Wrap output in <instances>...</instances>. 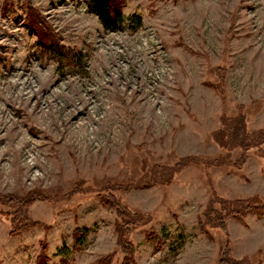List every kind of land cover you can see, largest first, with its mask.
<instances>
[{"label": "rangeland", "instance_id": "rangeland-1", "mask_svg": "<svg viewBox=\"0 0 264 264\" xmlns=\"http://www.w3.org/2000/svg\"><path fill=\"white\" fill-rule=\"evenodd\" d=\"M30 2L79 65L61 66L38 43L26 0H0V193L47 196L30 207L39 224L18 237L0 205V264H35L42 242L47 264H104L113 253L120 264L116 212L98 197L108 193L149 216L130 234L136 264H218L225 250L264 264V212L199 227L222 201L264 200V138L243 152L213 137L238 105L250 134L264 129V0H127L115 30L86 0ZM216 66L223 97L210 85ZM181 160L168 184L147 183ZM130 183L144 184L122 188Z\"/></svg>", "mask_w": 264, "mask_h": 264}, {"label": "trees", "instance_id": "trees-1", "mask_svg": "<svg viewBox=\"0 0 264 264\" xmlns=\"http://www.w3.org/2000/svg\"><path fill=\"white\" fill-rule=\"evenodd\" d=\"M126 3L127 0H86V7L88 11L98 16L100 22L106 29L115 30L121 29L124 26L125 18L123 8ZM26 7L27 13L24 23L29 31L36 35L38 43L44 47H49L57 59V63L61 66L79 65V58L74 50L62 44V35L54 31L40 9L33 5L30 0H26ZM141 26L142 18L134 13L128 20V28L134 32L141 28ZM215 74L217 81L210 85L223 97L226 68L216 66ZM221 122V127L213 133V137L225 149L241 148L244 152L251 146L260 144L261 139L264 138V129L257 134H250L248 132L244 105H238L237 112L233 115H223ZM185 163V161L181 160L170 168H162L160 166L157 170L162 173L155 178L147 177V183H151L152 185L168 184L183 165H186ZM152 171H155V168ZM143 184L130 183L124 185L122 188L129 190L130 188L142 186ZM98 195L99 200L104 205L114 209L116 212L117 248L123 256L120 264H136L135 257L137 249L130 239V234L135 229L144 227L149 222V216L145 213L130 209L115 193ZM46 197L44 191L38 188H34L23 195L0 193V205L9 207V210L5 214L10 221V229L8 232L10 237H18L39 224L38 221L31 218L30 207L36 201L46 199ZM220 203L222 208L212 213L207 212L204 215V220L199 221L201 231L206 234H208L206 227H209V225L225 230V219L227 217H235L238 220H243L249 214H261L264 212V200L257 195L246 199L225 200ZM84 235L85 229L77 227L74 230L73 237L76 245L79 244L81 237ZM47 247L45 242L41 243L35 264H47ZM113 255L114 253L106 255L101 261L104 264H110ZM218 264H247V261L235 259L225 250L222 252Z\"/></svg>", "mask_w": 264, "mask_h": 264}]
</instances>
